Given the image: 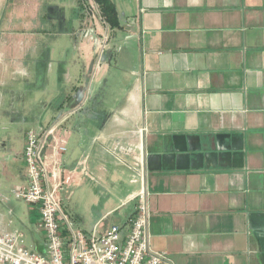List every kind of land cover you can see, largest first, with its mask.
I'll use <instances>...</instances> for the list:
<instances>
[{
    "label": "crops",
    "instance_id": "obj_1",
    "mask_svg": "<svg viewBox=\"0 0 264 264\" xmlns=\"http://www.w3.org/2000/svg\"><path fill=\"white\" fill-rule=\"evenodd\" d=\"M111 2L118 27L96 0H77L58 43L35 24L15 37L14 22L10 33L3 25L4 14L35 15L47 0H0V104L13 84L41 89L57 76L65 112L83 105L62 132L72 188L92 175L125 193L93 195L78 217L85 231L125 225L145 190L153 251L175 264H264V0ZM23 151L0 150V235L25 225L12 194L26 185ZM29 210V234L41 235L31 249L43 253Z\"/></svg>",
    "mask_w": 264,
    "mask_h": 264
},
{
    "label": "built area",
    "instance_id": "obj_2",
    "mask_svg": "<svg viewBox=\"0 0 264 264\" xmlns=\"http://www.w3.org/2000/svg\"><path fill=\"white\" fill-rule=\"evenodd\" d=\"M103 42L104 45L108 42V35ZM82 108L79 105L46 128L26 133L23 151L26 185L15 188L12 194L38 211L45 251L28 248L22 231L4 233L0 235V264H175L168 253L151 248V214L145 190L132 198L136 208L128 222L123 226L112 225L104 233L75 228L64 211V199L71 200L74 182L61 158L67 152L62 132Z\"/></svg>",
    "mask_w": 264,
    "mask_h": 264
},
{
    "label": "rangeland",
    "instance_id": "obj_3",
    "mask_svg": "<svg viewBox=\"0 0 264 264\" xmlns=\"http://www.w3.org/2000/svg\"><path fill=\"white\" fill-rule=\"evenodd\" d=\"M50 4H62L66 7L67 13H60L59 10H54L56 6ZM77 5V0H47V4L40 5L35 15L28 14L23 11H14L12 14H4L3 25L10 33L14 22V37L27 35L35 31L33 25L35 24L38 32H44L45 36L52 37V40H62L61 32L65 29V19H73V8ZM89 5V3L87 4ZM78 9V7H77ZM76 9V12H77ZM54 11V12H52ZM56 35V36H54ZM51 85L46 88H39L38 86L27 87L26 82L13 84L6 92V96L0 104V150L1 152L14 155V158L20 154L25 146V136L29 130H41L49 125H45L50 117L54 116L52 122L60 115L64 114V103L67 102V95L63 94L58 87V77L52 76ZM66 98V99H65ZM65 99V100H64ZM93 101V100H92ZM62 110V111H61ZM56 115V116H55ZM48 117V118H47ZM49 122V120H48ZM76 136L72 137L70 147L72 146ZM84 185L79 188H72L73 196L71 201L64 199L63 208L68 214L75 228L85 231L83 224L78 217L84 215L89 216L92 207L93 195L97 196L101 201L109 200L110 202L119 201L125 196L121 185L115 190H104L100 188V182L95 181L92 175L85 179ZM31 208V207H30ZM29 206L14 197V213L15 219L23 218L25 225L17 221L16 227L20 228L26 234V245L31 248L34 239L39 240L41 235L34 233L33 237L29 231L35 229L34 218H31ZM117 216V215H116ZM116 216L112 217L115 218ZM87 232V231H85ZM90 232V231H89Z\"/></svg>",
    "mask_w": 264,
    "mask_h": 264
},
{
    "label": "trees",
    "instance_id": "obj_4",
    "mask_svg": "<svg viewBox=\"0 0 264 264\" xmlns=\"http://www.w3.org/2000/svg\"><path fill=\"white\" fill-rule=\"evenodd\" d=\"M99 5L102 17L112 27H118V13L111 0H96Z\"/></svg>",
    "mask_w": 264,
    "mask_h": 264
}]
</instances>
